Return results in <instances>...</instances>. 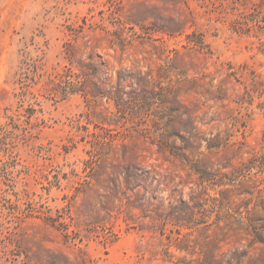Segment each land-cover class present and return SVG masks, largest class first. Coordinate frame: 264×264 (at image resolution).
I'll return each instance as SVG.
<instances>
[{
    "label": "rangeland",
    "instance_id": "rangeland-1",
    "mask_svg": "<svg viewBox=\"0 0 264 264\" xmlns=\"http://www.w3.org/2000/svg\"><path fill=\"white\" fill-rule=\"evenodd\" d=\"M27 85L0 264H264V0H0V119Z\"/></svg>",
    "mask_w": 264,
    "mask_h": 264
},
{
    "label": "trees",
    "instance_id": "trees-1",
    "mask_svg": "<svg viewBox=\"0 0 264 264\" xmlns=\"http://www.w3.org/2000/svg\"><path fill=\"white\" fill-rule=\"evenodd\" d=\"M60 84H64V90L66 93H80L83 91V83L81 81H74L71 76ZM60 87V85H58ZM32 85L22 87V91L19 94V101L16 110L7 108L5 110L3 118L0 119V181H10L15 183L24 171H18L17 176L12 168L17 167L20 164L18 149L21 145L29 144L34 138H36L41 129L45 126L46 115L45 103L52 98L50 94L42 95L44 100L38 97L27 98V94ZM56 91V89H52ZM82 93V92H81ZM118 106V101L116 100ZM15 187V185H14Z\"/></svg>",
    "mask_w": 264,
    "mask_h": 264
}]
</instances>
